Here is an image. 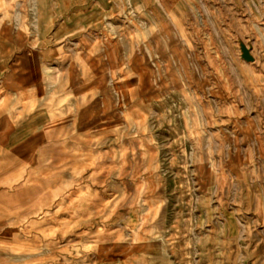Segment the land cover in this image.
Wrapping results in <instances>:
<instances>
[{"label": "rangeland", "instance_id": "obj_1", "mask_svg": "<svg viewBox=\"0 0 264 264\" xmlns=\"http://www.w3.org/2000/svg\"><path fill=\"white\" fill-rule=\"evenodd\" d=\"M0 264H264V0H0Z\"/></svg>", "mask_w": 264, "mask_h": 264}, {"label": "crops", "instance_id": "obj_2", "mask_svg": "<svg viewBox=\"0 0 264 264\" xmlns=\"http://www.w3.org/2000/svg\"><path fill=\"white\" fill-rule=\"evenodd\" d=\"M41 1V4L43 5L44 4V0H40ZM35 38L36 40L38 39L39 43H40V46H39V54L41 56V51L46 49V44L44 45V43H47V37H48V30H47V25L44 24V25H40V26H35Z\"/></svg>", "mask_w": 264, "mask_h": 264}]
</instances>
